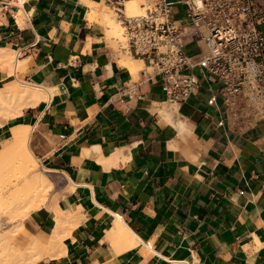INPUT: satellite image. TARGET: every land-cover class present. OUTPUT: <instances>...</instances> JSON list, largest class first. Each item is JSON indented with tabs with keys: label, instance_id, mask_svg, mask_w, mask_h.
Wrapping results in <instances>:
<instances>
[{
	"label": "crops",
	"instance_id": "crops-1",
	"mask_svg": "<svg viewBox=\"0 0 264 264\" xmlns=\"http://www.w3.org/2000/svg\"><path fill=\"white\" fill-rule=\"evenodd\" d=\"M105 7L0 0V49L19 63L15 82L50 90L48 101L0 118V143L10 129L30 128L29 148L52 179L53 203L25 226L61 249L35 264H264L263 125L218 126L220 84L199 69L197 94L167 101L144 62L112 50ZM182 12L174 5L172 19ZM4 82L0 89L14 83Z\"/></svg>",
	"mask_w": 264,
	"mask_h": 264
},
{
	"label": "built area",
	"instance_id": "built-area-1",
	"mask_svg": "<svg viewBox=\"0 0 264 264\" xmlns=\"http://www.w3.org/2000/svg\"><path fill=\"white\" fill-rule=\"evenodd\" d=\"M105 1L125 37L124 43L116 41L118 51L142 60L160 77L167 101L181 104L196 95L200 81L193 70L199 69L203 78L220 84L224 118L218 126L228 124L236 132L264 127L263 0H152L132 17L124 13L127 0ZM174 5L182 7L180 23L171 17ZM198 43L204 53L189 56L186 46ZM207 105H215L214 95Z\"/></svg>",
	"mask_w": 264,
	"mask_h": 264
},
{
	"label": "bare ground",
	"instance_id": "bare-ground-1",
	"mask_svg": "<svg viewBox=\"0 0 264 264\" xmlns=\"http://www.w3.org/2000/svg\"><path fill=\"white\" fill-rule=\"evenodd\" d=\"M139 1L127 0L124 3V13L128 12V14H131L128 17L142 14L144 6L139 5ZM103 16L109 27L108 37L111 39L113 37L123 39L121 27L115 23L111 12L107 11ZM127 54L133 58L129 52ZM127 60L133 63L130 58H127ZM16 65L18 67L19 63L16 64L13 52L0 49V80H6L12 75L16 71L15 69H17ZM135 67L134 64H131L132 69H135ZM49 96L50 90L47 87L29 84L22 80H17L12 85H5L0 89V118L6 121L8 118L20 114L26 107H34L41 101H48ZM10 130L11 137L0 143V264H35V262L44 256H55V250L60 251L61 249L57 245L60 243V240L59 242H57L58 240L56 241L55 247L54 237L46 243H42L35 237H32L21 251L14 244V234L12 235V233L16 229H18L16 232L22 229L23 219L27 215L35 210L44 208L50 182L44 175L37 174L35 157L28 146L30 128L19 126ZM44 172L47 171L44 170ZM60 213L62 217L61 221H64L65 214L61 211ZM57 218L56 221L58 222ZM3 224L12 225L13 229H8V232L4 231L1 229ZM56 225H59V223H56ZM119 227L120 224L116 228V233L118 235L120 233L121 235L126 228H123V225V227L121 226L123 230L118 231ZM126 233L127 231H125ZM173 264L190 263L184 261L174 262Z\"/></svg>",
	"mask_w": 264,
	"mask_h": 264
},
{
	"label": "rangeland",
	"instance_id": "rangeland-1",
	"mask_svg": "<svg viewBox=\"0 0 264 264\" xmlns=\"http://www.w3.org/2000/svg\"><path fill=\"white\" fill-rule=\"evenodd\" d=\"M141 1V0H140ZM138 2V4L139 5H144V6H146V5H148V4H151L152 3V0H142V2ZM105 9V11H109V12H111V15H112V17L114 18V21H115V23L118 25V26H120L121 27V25H120V23H119V21L116 19V15H115V13H114V11L111 9H109V8H107V7H105L104 8ZM143 12H144V8H143ZM142 12V13H143ZM126 13V15L127 16H131V14H128V12H125ZM138 15H140V14H138ZM132 16H134V15H132ZM137 16V15H136ZM121 31H122V28H121ZM122 35H123V33H122ZM108 40L110 41V46H111V48H112V50L114 51V52H117V53H119L120 54V52L118 51V49H117V43H116V41H119V42H121V43H124L125 42V37L123 36V39L122 38H117V37H113L112 39L111 38H108ZM126 55V54H125ZM139 67H141V66H139ZM142 69V68H141ZM15 78H14V73L12 74V75H10L9 77H8V79L7 80H5V82L4 83H9V82H15ZM33 132V131H32ZM31 137H32V134H31ZM30 140H31V138H30ZM29 147H30V141H29ZM31 149V148H30ZM33 153V152H32ZM33 155H34V153H33ZM34 157H35V164L37 165V174L38 175H44V177H46L47 178V180L50 182V185H49V187H48V191H47V196H46V204L43 206V207H46L48 204H52L53 203V201H54V198L53 197H51L50 196V194H51V190H52V179H51V177H50V175L49 174H47V172H44V169H42V167L40 166V163H39V161H38V159H37V157L34 155ZM44 172V173H43ZM49 194V195H48ZM29 217H30V215L29 216H27L26 217V219L24 220V225H23V227H22V229H20L19 230V232L17 231L16 232V230H18V229H16L13 233H12V235H13V238H14V244L19 248V249H21V251L24 249L23 247H25L28 243H29V241H30V239L33 237V236H35V235H32L31 233H29V231H28V229H27V227L25 226V222H26V220H28L29 219ZM4 225V224H3ZM1 226V229H3L4 231H9L8 229H11L12 228V225L11 226H8L9 224H6V225H4V226ZM3 227V228H2ZM10 227V228H9ZM6 229V230H5ZM13 229V228H12ZM10 231H12V230H10ZM15 233H17V234H15ZM23 248V249H22ZM21 251H19L20 253H21Z\"/></svg>",
	"mask_w": 264,
	"mask_h": 264
}]
</instances>
